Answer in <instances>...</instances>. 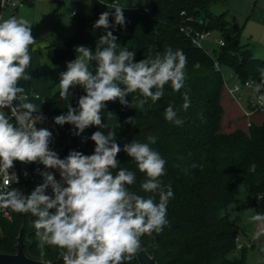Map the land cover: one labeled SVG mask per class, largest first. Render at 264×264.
<instances>
[{"label":"clouds","instance_id":"1","mask_svg":"<svg viewBox=\"0 0 264 264\" xmlns=\"http://www.w3.org/2000/svg\"><path fill=\"white\" fill-rule=\"evenodd\" d=\"M99 3L107 10L92 28L102 34L94 48L77 45L74 59L66 61L59 73V97L69 102L66 112L52 117L55 125H70L71 134L80 137L81 143L94 142L91 153L69 149L61 156L52 147L53 132L43 126L47 117L29 102L19 83L31 77L25 73L32 61L30 47L33 51L38 47L32 24L22 16L0 18V209L29 215L41 256L47 248H56L63 264H127L145 251L143 236L158 234L169 224L168 203L174 197L172 185L161 179L167 160L152 147L156 137L149 136L148 142L132 139L121 147L117 132L105 122L104 110L109 101L135 108L130 93L138 94L139 105L152 107L165 95L166 85L174 92L183 89L186 54L168 47L137 61L136 52L122 46L113 34L126 25L123 10L127 5L122 0ZM260 76V82L250 86L264 102V69ZM76 88L82 93L73 105ZM182 96V108L187 110L189 94L184 91ZM107 115L111 117L112 111ZM163 115L176 125L183 123L171 103ZM124 123L133 126L135 117H127ZM92 127L96 130L84 136ZM121 151L145 174L139 188L149 195L131 187L137 184V172L121 166ZM16 162L43 165L34 169L40 182L30 192L14 186L20 181ZM250 170L254 172L256 165ZM23 175H29L27 170ZM250 220L257 224L253 239L259 240L264 236V212H256Z\"/></svg>","mask_w":264,"mask_h":264},{"label":"trees","instance_id":"2","mask_svg":"<svg viewBox=\"0 0 264 264\" xmlns=\"http://www.w3.org/2000/svg\"><path fill=\"white\" fill-rule=\"evenodd\" d=\"M32 0H23L31 2ZM111 2V0H107ZM214 0H145L142 8H125L126 25L113 32L122 46L135 51L137 61L148 55L163 52L168 47L183 49L187 57L185 87L178 92L166 85V92L160 100L148 107L139 105L137 93H130L129 99L135 108H122L118 102H107L111 117L104 110L105 122L117 132L116 141L122 145L136 139L148 142L149 136L156 137L152 145L167 160L163 183L171 184L174 197L169 200L167 218L169 224L160 233L143 236L144 248L153 254L157 264H246L243 248L237 253V225L227 214L226 206L237 193V182H243L251 197L256 212H264V113L262 121H250L247 130L235 129L221 131L222 105L221 93L224 85L223 69H227L237 82L248 80L260 82V70L264 69V58L252 55L247 44L240 41L241 27L232 26L225 19V12L215 15L209 10ZM92 14L77 17L74 32L64 41L48 45L47 56L57 64L75 57L74 49L83 44L95 47L102 34L92 25L101 12L107 10L99 0H91ZM202 19L198 28L216 30L225 44L207 53L192 45L179 30L187 18ZM111 21V17H110ZM194 24V23H193ZM219 66V69L215 67ZM56 75L59 79V73ZM60 88L44 98L41 108L52 124L55 145H62L70 137L71 144L63 147L61 156L73 149L76 136L70 125H55L52 117L66 112L65 101L59 97ZM187 91L191 104L187 110L182 108V93ZM74 98L82 89H73ZM71 99V98H70ZM171 103L183 123L176 125L164 119V108ZM129 116L135 117V124L124 123ZM119 124L121 125L119 127ZM96 129H86L88 136ZM109 129H104L108 131ZM88 147L81 150L91 153L94 142L88 140ZM121 166L137 172V184L131 186L141 195H149L139 188L145 174L136 169L126 153H118ZM196 164V167H192ZM256 170L251 171L252 165ZM35 184L20 186L30 192ZM11 219H0V252L12 253L16 236L24 225V252L33 259L63 264L60 250L47 248L41 256L32 218L27 214L12 212ZM127 264H138L136 258Z\"/></svg>","mask_w":264,"mask_h":264},{"label":"rangeland","instance_id":"3","mask_svg":"<svg viewBox=\"0 0 264 264\" xmlns=\"http://www.w3.org/2000/svg\"><path fill=\"white\" fill-rule=\"evenodd\" d=\"M128 9H138L144 6L145 0H122ZM76 15H71V11ZM209 10L215 15L225 12V19L232 26L241 27L240 41L247 44L253 56L264 58V0H214ZM9 10L6 9L2 18L8 16ZM92 14L91 0H32L25 2L14 13L17 17H24L32 24V32L38 41V47L31 50L32 61L29 68L25 70L26 75L30 73L31 77L21 79L20 86L25 90L24 94L29 92L38 94L39 98H34L33 94L26 96L29 102L39 107L44 98L50 96L59 87L57 71L65 70L66 61L53 63L47 56V45L64 41L74 32V22L77 17H89ZM216 34V33H215ZM212 49L211 44H207ZM227 69H223V74H228ZM237 82L235 79H229L228 85ZM224 82L221 93L220 103L222 105L221 120L227 121L239 116L238 107L247 111L252 110L250 96H248V86H243L240 90L239 106L235 103L229 92V87ZM251 113V119L255 124L262 121L263 114L255 110ZM243 115V114H241ZM241 128L247 130L245 121L238 123ZM55 137V136H53ZM81 140L80 137H76ZM55 138L52 147L54 146ZM223 213L234 222L237 227V253L243 248L246 264H264V236L259 240L253 239V234L257 229V224L250 220V217L256 213L251 197L248 195L242 181L237 182V193L234 199L226 206Z\"/></svg>","mask_w":264,"mask_h":264},{"label":"built area","instance_id":"4","mask_svg":"<svg viewBox=\"0 0 264 264\" xmlns=\"http://www.w3.org/2000/svg\"><path fill=\"white\" fill-rule=\"evenodd\" d=\"M105 2L108 4L111 3L107 0H105ZM23 4H24L23 0H0V18H2V14L6 9L9 10V12H8V16H9L12 12H14V9L16 7L19 8ZM125 8H127V7H125ZM71 12H73V10ZM74 15H76V12ZM195 23L202 24V19H198L197 21H195V20H193L192 17H188L186 23L181 24L179 27V30L185 35V37H187L189 39V41L192 43V45H194L195 47H198L200 49L205 50L207 53H211V52H213V50L219 49L221 46H223L225 44L224 39L219 35V33L216 30L198 28L195 25ZM209 43L211 44V46H213L212 49H209L207 47V44H209ZM215 67L217 69H219V66L217 64H215ZM222 76H223L224 82L227 85H228L229 79H231V78L234 79L233 75L230 73H228L226 76H224V74L222 72ZM252 82L253 81H251V80H248L244 83L234 82V83H232V85H228L229 92L235 96L237 102H240V100L242 99L240 97V90L242 89L243 86H248V87L252 88L250 86ZM31 94H33V93L29 92L28 94H25V96H28ZM33 96H34V98L40 97L38 94H36V95L33 94ZM250 100H251L250 103L252 105L253 110H255L259 113H264V102H261L259 99H257L254 94ZM250 112L251 111L243 110L242 116L248 117ZM45 116L47 117L46 114H45ZM249 124H250V122L247 121V125H249ZM43 126L48 127L50 130L52 129V124H51L50 120L48 119V117H47ZM83 135L88 136V134L86 132ZM71 142H72L71 138L67 137V139L63 142L62 145L55 146L58 149V152L60 155L62 154L61 152L63 150L64 145L71 144ZM86 143L87 142L81 143V140L76 139V143L73 145V149L84 150L86 148L87 150H89L88 147L86 146ZM36 167L42 168L43 165H36L34 163L33 164H23L20 162H16L15 171L17 172V175L20 177V181H19V184L14 185V186L20 187V186H24L26 184H35L36 185L38 182H40L39 176H37L34 173V169ZM25 170H27V172L29 173V175L27 177H25L23 175ZM2 218L6 219V220L11 219V213H10L9 209H0V219H2ZM237 248H240V244H238V243H237ZM60 257L62 258L61 255H60Z\"/></svg>","mask_w":264,"mask_h":264},{"label":"water","instance_id":"5","mask_svg":"<svg viewBox=\"0 0 264 264\" xmlns=\"http://www.w3.org/2000/svg\"><path fill=\"white\" fill-rule=\"evenodd\" d=\"M17 11L18 8L16 7L10 15H14ZM24 246V225H21L16 236L15 251L12 253L0 252V264H58L56 260L45 261L28 257L24 252ZM135 258L138 264H157L155 256L146 250Z\"/></svg>","mask_w":264,"mask_h":264},{"label":"crops","instance_id":"6","mask_svg":"<svg viewBox=\"0 0 264 264\" xmlns=\"http://www.w3.org/2000/svg\"><path fill=\"white\" fill-rule=\"evenodd\" d=\"M48 45H50V44H48ZM48 45H47V47H48ZM224 87V86H223ZM248 89V96H250V99H251V97L253 96V91H252V88H247ZM223 90V89H222ZM242 93H240V95H241ZM237 95V94H236ZM231 97L234 99V101H235V103L237 104V106H239V104H240V102H237L236 101V98H235V96L234 95H231ZM243 110H245L244 108H242L241 107V109L238 107V109H237V111L239 112V116H236L235 117V119L234 118H231V119H229V120H227V121H222L221 120V131H223V132H231V131H233V130H235V129H237V128H239V129H242V130H246L245 129V127L244 128H241L239 125H238V123L239 122H241V120L243 121H245V125L247 126V121H252L253 122V120L251 119V116L254 114V111H252L251 110V112H250V114H249V116L248 117H243L241 114H242V112H243ZM251 113H253L252 115H251ZM259 123L261 122V120L260 121H258ZM258 123V124H259Z\"/></svg>","mask_w":264,"mask_h":264}]
</instances>
